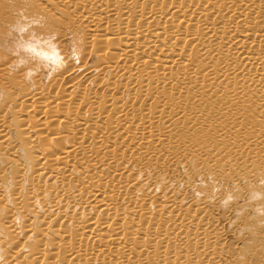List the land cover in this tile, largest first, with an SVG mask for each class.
<instances>
[{
  "label": "bare ground",
  "instance_id": "6f19581e",
  "mask_svg": "<svg viewBox=\"0 0 264 264\" xmlns=\"http://www.w3.org/2000/svg\"><path fill=\"white\" fill-rule=\"evenodd\" d=\"M0 264H264V0H0Z\"/></svg>",
  "mask_w": 264,
  "mask_h": 264
},
{
  "label": "clouds",
  "instance_id": "9594fccd",
  "mask_svg": "<svg viewBox=\"0 0 264 264\" xmlns=\"http://www.w3.org/2000/svg\"><path fill=\"white\" fill-rule=\"evenodd\" d=\"M20 18H28L26 16H24L23 14H21V17ZM22 31H26L27 30V25L24 26V28L21 29ZM46 55V58L49 60L50 63H57L59 61V64L61 66V70L64 66H66V62L62 60V58L59 57V55L55 52L53 53H48V54H45ZM78 55V53H74L73 54V58H75V56Z\"/></svg>",
  "mask_w": 264,
  "mask_h": 264
},
{
  "label": "rangeland",
  "instance_id": "374dc122",
  "mask_svg": "<svg viewBox=\"0 0 264 264\" xmlns=\"http://www.w3.org/2000/svg\"><path fill=\"white\" fill-rule=\"evenodd\" d=\"M251 210H252V209H251ZM248 217H250V216H248ZM244 224H245V223H244ZM243 226H245V227H242L241 230H244V229L246 228V226H248V229H251V225H250V224H248V225L245 224V225H243ZM241 233H242V232H241Z\"/></svg>",
  "mask_w": 264,
  "mask_h": 264
}]
</instances>
